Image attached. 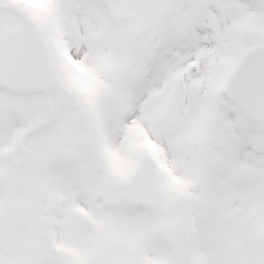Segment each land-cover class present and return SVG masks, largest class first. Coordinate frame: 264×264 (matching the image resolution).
Here are the masks:
<instances>
[{
    "label": "snow or ice",
    "instance_id": "6c2138e0",
    "mask_svg": "<svg viewBox=\"0 0 264 264\" xmlns=\"http://www.w3.org/2000/svg\"><path fill=\"white\" fill-rule=\"evenodd\" d=\"M0 264H264V0H0Z\"/></svg>",
    "mask_w": 264,
    "mask_h": 264
}]
</instances>
